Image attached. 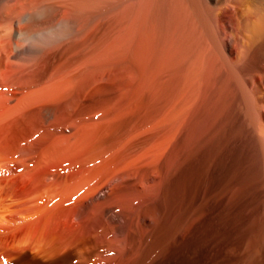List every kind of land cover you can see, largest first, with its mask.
Returning a JSON list of instances; mask_svg holds the SVG:
<instances>
[{"label":"bare ground","instance_id":"6f19581e","mask_svg":"<svg viewBox=\"0 0 264 264\" xmlns=\"http://www.w3.org/2000/svg\"><path fill=\"white\" fill-rule=\"evenodd\" d=\"M94 1L97 0H63L71 3L72 8H69L70 4L62 2L61 5L65 4L68 8L62 5L63 8L60 9L62 6L57 0L53 2L60 6L51 2L53 7L57 6L54 8L47 5V2L43 4L42 0H0V264H264V0H140L143 3H135L136 6L139 4L137 7L144 8L142 15L138 13V16L134 11L133 15L139 17V23L141 18L143 21L145 18L147 23L141 21L140 24L147 25L148 35L153 30L162 31L163 25L167 31L172 28L174 34L172 31L171 34L174 36L171 35V39H163L166 36L159 39H166L167 46L164 43L163 45L168 48L170 44L172 48L168 49L171 51L177 48L171 56L173 60L169 61H172V66L168 62L169 58L164 65L162 64L166 58L161 59L162 62L154 59L151 61L153 64L161 63L160 66L163 67L169 63L165 68L171 66L174 70L178 69L179 72L176 70L175 73L179 75L183 72L181 87L184 89H176L182 92L173 106H170L169 112L159 121V134L154 133V136L148 137L149 140L154 138L153 141L156 142L153 145L149 142L151 147L148 144L147 148L144 146L147 142H144L142 152L124 160L121 158L125 155H120L123 157L119 156V160H98L100 158L97 156L96 159L94 156L87 159L90 158L89 155L85 159V143L97 138L94 134L97 136L101 129L103 132L105 125L93 124L85 126L87 128L80 126L82 131L80 128L72 132L61 131L60 126L66 125L65 118L68 115L66 107L62 105V109L58 108L66 100V97L61 98L63 96L60 93L68 92L71 86L67 90L66 82L55 80L57 78L53 76L51 78H55V82L39 83V78H46L47 75L50 76L52 69L56 70L55 66L51 68L47 65V74L42 71L46 76L43 73V77L39 76L41 68L45 69V64H48L46 61L49 62L54 56L50 53V57L51 50L47 49L52 46L55 47L54 51L61 49L62 52L63 48L66 51L70 48L69 41V44H65L66 47L62 43L73 36L67 34V31L63 32V28L61 35L57 31L66 23L65 18L61 17L64 10L70 12V9L72 12L79 9L76 7L78 4L83 8L86 5L91 6ZM37 2L43 5L35 8ZM130 6L133 7L129 5L126 11L123 9L124 13L127 9L131 13ZM121 13H118L119 16L116 14L118 18L109 13L113 16V24L118 21L115 26L122 24L124 17L130 16V13H126L129 16L125 14L123 17V12ZM143 13L145 17H142ZM109 19H106L109 24L102 20L103 23L100 22L101 25H106V29L109 25L113 26ZM91 20L88 21L92 22ZM139 23H135L137 28ZM100 24H97V28ZM123 24L120 29L117 26V31L114 28L112 31L117 34L120 30L122 32L125 23ZM66 25L69 27L67 23ZM101 27L100 31L103 28L106 35L111 33V29ZM133 28H130V33L137 29ZM54 29L58 34L50 37L53 34L48 32L55 31ZM149 30H152L151 33ZM93 31L90 35H85L87 40L81 36L78 39L85 42L77 40L78 43H71L68 51L72 50V53L73 48L76 51L75 47L79 48L80 44L85 49V44L95 33ZM142 32L140 41L144 42L147 37L144 35L145 30ZM158 32L153 31L151 38L147 35L148 42L153 37L152 43H159ZM156 33L158 36L155 41ZM113 36H116L115 33ZM113 36H108L111 38H108L109 45L115 39L114 37L111 41ZM174 39L178 47L171 45L170 42ZM148 42L145 43L153 45ZM82 43H85L84 46ZM120 43L119 41L118 45ZM159 45L162 51V43ZM142 46L145 47L143 44ZM158 46L156 49H159ZM152 47L146 52L150 53L154 49L156 57L161 58L165 47L161 53L155 50L154 45ZM120 48L116 49L119 51ZM145 50L143 48L142 51ZM170 50L167 53L165 51V57ZM64 51V56L70 54ZM139 51L136 50L134 54L137 55ZM54 54L57 57L56 51ZM91 54L97 56L98 51L90 53L89 60L93 59ZM152 58L149 57V60ZM146 59L148 64L144 62V67L150 70L152 65L154 68L153 64H149L151 61H148V57ZM42 61L45 64L39 65L43 67L38 69V62ZM135 61L139 62L137 59ZM138 67L137 65L133 68L145 69ZM157 68L158 66L154 69L158 70ZM161 71L166 72L163 69ZM158 72L156 71V76L159 75ZM149 74L146 70V78L142 76L144 81L152 80L148 79ZM179 75L177 76L180 77ZM152 76L154 75L149 78ZM172 76L175 78L176 75ZM94 77L91 78V83L87 82L91 84L90 87L96 84H92L97 78ZM159 79L158 82L163 78ZM164 81L167 82L166 76ZM174 81L172 83L175 84L178 80ZM158 84L156 88L151 87L154 91L157 90L156 93L160 91L158 95L165 98L164 90L168 85L165 83V87ZM158 86H164L165 89L161 90ZM84 88L86 87L82 90ZM161 96L158 98L162 99ZM150 100L138 106L142 109V104L146 105L147 110L149 106L150 109L155 107L153 104L148 106ZM164 109L165 107L161 112ZM155 112L151 113L155 116L149 113V117L147 114L146 122L156 117ZM78 115L74 114L76 118ZM132 115L135 116L136 112ZM142 121L141 123L145 122ZM109 125L111 123L107 126ZM93 127L98 130L87 132ZM83 131L89 133V139L87 142L84 140V144L80 137L83 136ZM91 135L93 138H90ZM155 137L158 139L155 140ZM83 138L86 139L87 136H83L82 140ZM141 143L137 142V146H133L134 150L133 147L130 150L135 151ZM130 150L127 151L129 154L132 151ZM127 152L124 154L127 155Z\"/></svg>","mask_w":264,"mask_h":264},{"label":"rangeland","instance_id":"374dc122","mask_svg":"<svg viewBox=\"0 0 264 264\" xmlns=\"http://www.w3.org/2000/svg\"><path fill=\"white\" fill-rule=\"evenodd\" d=\"M59 0H57V3L58 4H60L61 5V3L63 2V0L62 1H59ZM65 1V0H64ZM99 0H97V1H94V2H92L90 5L91 6H87L86 5V7L84 6L83 8H81L80 6H79V4H78V6H76V7H79V9H77V10H72V12H71V8H72V4L71 3H66V2H63V3H66V4H70V6L71 7H69L70 9H69V11L71 12H68V11H65L64 10V12H63V10H60V11H62L64 14H63V16H61V17H63V18H65V20H66V23L69 25V27L66 25V23L64 24V25H62V26H64V27H62V26H60L59 27V29H61V30H57V31H59V34H58V32L56 31V29H54L55 31H50V32H48L49 34H53V35H51L50 37H55V35L57 36V34L58 35H61V33H60V31H62V28H63V32H65V31H67L66 33L67 34H69V35H71V36H73V38L71 37V38H69L68 40H66L67 42H63L62 44H64V46L66 47L67 45H65V44H67L68 43V41H69V43H70V48H68L69 50L71 49V43H76L77 42V40L78 39H81V37L83 38H85V40H87L86 39V36H88V35H90L89 33H92L91 31H93V33H94V35L96 34V36H94L93 35V37H96L95 39H93L94 40V42H93V40H92V42H91V39L93 38H91L90 37V41L88 42L87 41V43L85 44V43H82V46H84V44L86 45L85 46V49H84V47H81V44H80V46H79V44H78V46H79V48L76 46L75 48H77V50L76 51H74V48H73V52L72 53H70L69 51H68V49H67V51L70 53L69 55H67V56H64L63 55V51L65 50V48H63L64 50H62V52L60 51L61 49H59V51L61 52V57H62V55L64 56L63 57V59L61 58V57H59V55H58V52L59 51H57V50H55L56 52H57V57H56V55L54 54V48L51 46V47H49V49H47V51H54V52H49V54L51 53H53L52 55H54L53 57H52V55L50 54V57H52L51 58V60L49 59V62H48V60L46 61L45 59V61H46V63H48V64H45V62L44 61H42V62H38V65H37V67H38V69L39 68H41V67H43V65L45 64V66H44V68L45 69H43V68H41L42 70H41V72L39 73V71L38 72H36L37 74L39 73V76L40 77H43L41 74L43 73L42 71H44V73L46 72V69H47V65L49 66V67H51L52 68V66H53V68H55L56 67V70L54 71L53 69L51 70L52 71V73L50 72V76L49 75H47V77L45 78H39V77H36V75H35V77L36 78H39L40 79V81L41 82H39V83H45V82H47V81H49L50 83H52V81H54L53 79H55V78H51L52 76L53 77H56L57 79H55V80H61V82L62 81H65L66 82V84H67V90L70 88V86H71V88L68 90V92L67 91H65V93H60L61 94V96H63V97H61L60 95H59V97H61V98H65L66 100L65 101H63V99H60V100H62L63 101V104L61 103V106H58V108L59 109H62L63 108V106L64 107H66V113H67V115L69 116L70 114V117H73L72 119L70 118V117H66L65 118V121H67L66 122V125H64V127H62V126H60L58 129H61V131H64V130H66V131H68V132H72V131H74V130H76V128H80V126L81 127H83V128H87V127H89V126H91V125H98V126H100V125H105V130H103V132H101V130H98L96 127H95V129H97L98 130V133L99 134H97V136H96V134H94V137H97V138H93V135H91V137L90 138H93V140H89V143L87 144V143H85L86 145H84V147L85 146H87L86 148H84L83 147V149H85L86 150V153H84V155L85 156H83L85 159H86V157H89L90 156V158H87V159H91L93 156L95 157V156H97L98 158H100V159H98V160H102V158H104V159H108V160H110V159H118V157L120 156V155H125L124 157L123 156H120V157H123V158H121V160L123 159H125V158H131V156L133 157V156H135L136 154H139V152H142L143 151V149H144V146H148V144H149V142H151V144L152 143H154V142H156V141H153L154 140V138L153 139H150L149 140V138L148 137H150V135L152 136L154 133H158L159 134V132H157L158 131V124L160 123L159 121L160 120H162V118L164 117V115H165V113H167V112H169V110H170V106H173V104L176 102V99H177V97H178V95L182 92H179L180 90H182V89H184V88H182L183 87V77H184V73L182 72V73H180V75H179V73H175V71L177 70L178 72H179V70L178 69H176V70H174L173 68H170L171 66H172V61L171 62H169L170 60H173V57H171V56H173L174 55V53H173V51L175 50V49H177V48H174V49H172V51L170 50L172 47H170V44L168 45V48H170V49H168L166 46V43H165V41H167L166 39H171V35H173L174 34V32H173V30H171L172 28H170L168 31L167 30H165L166 29V26H164L163 25V29L161 28V30L162 31H160L159 30V32L158 31H156V30H153L154 32H158V33H156V34H154V36H155V41L157 40V36L159 35V37L160 38H158V42L160 41L161 43H162V45H163V43L166 45H163V46H161L162 47V51L160 50L161 48H160V45L158 46V44H161L160 42L159 43H157L156 45L155 44H153L152 43V41H153V37H152V41H150V42H148V36L150 37V35L152 36V33H153V31H152V33H151V31L149 30L148 32L149 33H151L150 35H148V33L146 32V29H147V25H145V24H143L144 22H145V18H143L144 19V21L142 20V18H141V21L143 22L142 23V25L140 24L141 23V21H140V23H139V17H136V15H138L139 16V14H141L142 12H143V10H144V8L142 7V9L140 8V7H137L136 6V4L135 3H140L141 1L140 0H117V2H114V1H116V0H100L99 2H100V4H99V2H98ZM122 1V2H121ZM124 1H126V2H124ZM130 1V2H129ZM39 2V1H38ZM37 2V5H34L35 6V8H37V6L39 5V7H40V5H43L44 3H46L47 2V5H52L51 4V2H53V0H48V1H43L42 0V3L43 4H39V3H41V2H39L38 3ZM70 2V1H69ZM98 2V3H97ZM119 2V3H118ZM57 3H54L53 2V4H55V5H57L58 7L60 6V5H58ZM74 3V2H73ZM78 3H80V2H78ZM82 3V2H81ZM104 3H106V4H104ZM121 3V4H120ZM128 3V4H127ZM141 3H143V2H141ZM123 4V5H122ZM125 4V5H124ZM135 4V5H134ZM63 5V4H62ZM61 5V6H62ZM99 5V6H98ZM101 5V6H100ZM122 5V7H120V6ZM129 5H132L134 8H136V9H134L133 7H131L132 8V11H131V13H130V11L128 12V9H127V12H125L124 13V10L126 11V8H127V6H129ZM57 6H54V7H57ZM64 7H65V4L63 5ZM63 6L62 7H60V9H62L63 8ZM83 6V5H82ZM96 6V7H95ZM99 8H98V7ZM108 6V7H107ZM141 6V5H140ZM143 6V5H142ZM52 7H53V5H52ZM53 7V8H54ZM101 7V8H100ZM113 7H115V9L118 7V9H112ZM120 7V8H119ZM66 8V7H65ZM67 8H68V6H67ZM66 8V9H67ZM80 8H81V10H80ZM110 8V9H109ZM125 8V9H124ZM138 8H140V9H138ZM100 9V11H98ZM112 9V10H111ZM124 9V10H123ZM110 10V11H109ZM140 11V12H137V11ZM86 11V12H85ZM98 11V12H97ZM108 13H111L114 17L116 16V14H117V16H119L118 15V13H120V15L122 14L121 12H123V17H124V15L126 14V13H130L129 15L128 14H126V15H128L129 17L127 18V20L128 21H126V18L124 17V21H122L123 23H125V26H124V28H122V32H120V31H118V34L116 33V31H117V26H118V24L115 26V24L118 22H115V24H113V19H111L113 16L111 15V14H109L108 13V15L106 16V12ZM133 11H134V13L136 14H134L133 15ZM142 11V12H141ZM62 12H61V14H62ZM69 13L68 15H67V13ZM74 12V13H73ZM145 12V11H144ZM81 13H83V14H81ZM103 13H106V14H103ZM139 13V14H138ZM60 14V15H61ZM65 14L67 15L66 17H64L65 16ZM80 14V15H79ZM98 14H100L101 15V17H100V15H98ZM77 15V16H76ZM97 15V16H96ZM132 15V16H131ZM142 15V14H141ZM140 15V16H141ZM143 15L144 16H142V17H145V14L143 13ZM104 16V17H103ZM111 16V17H110ZM115 17V18H118V17ZM122 16H120V17H122ZM134 16V17H133ZM78 17V18H77ZM88 17V18H87ZM97 17V18H96ZM131 17H132V20H131ZM137 19H136V18ZM73 18V19H72ZM86 20H85V19ZM100 18V19H99ZM108 18H110L109 20H111L112 21V25L113 26H115V27H111V25H109L108 27V29L110 30L111 29V33L113 32L112 30H113V28H114V30L116 29V31L115 32H113V33H115V35L116 36H113V33L111 34V33H107V35H106V31L105 30H103V28L102 27H104L105 29L107 28L106 27V25H104L103 26V24L101 25L100 24V22H102V21H106V24L108 23V21L106 20V19H108ZM84 19V20H83ZM91 20L92 22H89L88 20ZM97 21H96V20ZM98 19H99V21H98ZM130 19V20H129ZM133 19H135V21H133ZM147 19V18H146ZM50 20V19H49ZM95 20V21H94ZM102 20V21H101ZM119 20V19H118ZM70 21V22H69ZM85 21V22H84ZM120 21V22H121ZM69 22V23H68ZM87 22H89V24H87ZM96 22V23H95ZM128 22H130L129 24H128ZM139 23V25H138V28L140 27V25H141V29H138L137 28V26L135 25V23ZM74 23V24H73ZM84 23H86L87 24V26H86V24L83 26V24ZM95 23V24H94ZM100 24V26L99 27H101L102 28V30H103V33H101V35H99L100 34V32L102 31H100V29H99V27L97 28V24ZM103 23V22H102ZM105 23V22H104ZM119 24V26H118V28L120 29V25L122 26V25H124V24ZM133 23V24H132ZM145 23H147V21L145 22ZM47 24H49V23H47ZM92 24H94V25H96V26H94V25H91ZM109 24V23H108ZM134 25V26H132V25ZM89 25V26H88ZM145 26V29H144V26ZM129 26H131V27H129ZM148 26H150V25H148ZM72 27V28H71ZM90 27H92V28H94V27H96V28H94V29H87V28H90ZM126 27H129V28H127V29H125ZM132 27H136L139 31V33L137 34V29H135L134 30V32L133 31H131V33H130V28H132ZM165 27V28H164ZM69 28V29H68ZM133 28V29H134ZM65 29V30H64ZM80 29V30H79ZM95 29H98L97 31H95ZM108 29H106V30H108ZM125 29V30H124ZM145 30V34L144 35H146V37H147V39H146V41L144 40V42H143V40L142 41H140L141 39H140V36H141V34L143 33L142 31H144ZM168 29V28H167ZM72 30V31H71ZM76 30H77V32H76ZM79 30V31H78ZM148 30V29H147ZM163 30H165V32L163 33ZM104 31H105V33H104ZM129 31V32H128ZM141 31V32H140ZM167 31V32H166ZM170 31V32H169ZM173 32V34H171L172 32ZM54 32V33H53ZM70 32H72V33H70ZM87 32V33H86ZM107 32H109V31H107ZM120 32V33H119ZM126 32V33H125ZM134 34H133V33ZM56 33V34H55ZM78 34V36H77V34ZM82 33H83V36H82ZM84 33H86V34H84ZM129 33V34H128ZM166 33V34H165ZM168 33H169V37H168ZM67 34H64V33H62V35H67ZM74 34V35H73ZM76 34V35H75ZM109 34H111V36L109 35ZM137 34V35H136ZM158 34V35H157ZM161 34V35H160ZM165 34V35H164ZM69 35H67V36H69ZM86 35V36H85ZM97 35H98V37H97ZM122 35V36H121ZM126 35V36H125ZM127 35H130L129 37L127 36ZM136 35V36H135ZM148 35V36H147ZM81 36V37H80ZM91 36H92V34H91ZM105 36V37H104ZM112 37L113 36V38H112V40L111 41H113V39H114V37H115V39H114V41H113V45L112 44H110L109 45V43H110V40L109 39H111V38H109V37ZM119 38H118V37ZM124 36V37H123ZM131 36H133V37H131ZM163 36H166V37H163ZM174 36V35H173ZM172 36V37H173ZM70 37V36H69ZM75 37V38H74ZM117 37V38H116ZM124 38V40H123V38ZM135 37V38H134ZM142 37H143V34H142ZM161 37H163V39L164 38H166L164 41H162V40H159V39H161ZM83 38V39H84ZM88 38V37H87ZM102 38V39H101ZM109 38V39H108ZM151 38V37H150ZM36 39H38V38H36ZM39 39H40V37H39ZM39 39H38V41L37 42H40L39 41ZM80 40V41H84V40ZM106 39V40H105ZM127 39H132V41L131 40H128V41H130L132 44H134V45H132L131 43H129L128 41H127ZM138 39V40H137ZM144 39V38H143ZM101 40V41H100ZM107 40H109V42H107L106 43V41ZM135 40V42H133ZM151 40V39H150ZM173 40V39H172ZM71 41V42H70ZM79 41V40H78ZM79 41V42H80ZM98 41V42H97ZM118 41V42H117ZM119 41L123 44H121L120 43V45H118L119 44ZM138 41H140V44L138 45V46H136L137 45V42ZM175 41V42H174ZM174 41H169L168 40V42H170L171 43V45H174L175 47H178L177 45H175L177 42H176V40L174 39ZM85 42V41H84ZM92 44H91V43ZM126 44H125V43ZM128 42V43H127ZM142 42V43H141ZM145 42H148V43H151V44H153L154 45V48H155V50L157 51V52H159V53H161V52H163L164 50H163V47H165V51H166V53H167V50H170V53H172V54H170L169 53V51H168V53L170 54V56L168 57V55L169 54H167V57H165L166 55H165V51H164V53H162L163 55L161 56V58H157L156 56V54H155V51H149L150 53H148V52H146V50H148V48H150V49H152L153 47V45H151L150 46V44H148L147 45V43H145ZM174 42V43H173ZM68 43V44H69ZM78 43V42H77ZM89 43V45H87ZM94 43V44H93ZM139 43V42H138ZM145 43V44H144ZM61 44V46H63ZM92 46H91V45ZM98 44V45H97ZM106 44V45H105ZM142 44L143 45H145V47L144 46H142ZM76 45V44H75ZM109 45V46H108ZM112 45V46H111ZM141 45V47H139ZM146 45H147V49L145 50V48H146ZM57 46V45H56ZM61 46H57V47H60L61 48ZM108 46V47H107ZM114 46H116L115 47V49L116 48H120L121 46V48L119 49V51H118V49H116V51H115V49H114ZM118 46H120V47H118ZM123 46H125V47H123ZM128 46V49L126 48ZM132 46V47H131ZM134 46V47H133ZM150 46V47H149ZM156 46H158L159 47V49H156L157 47ZM173 46V47H174ZM57 47H56V49H57ZM74 47V46H73ZM94 47H96L95 49H93ZM98 47V48H97ZM105 47H107V49H105ZM91 48V49H90ZM143 48H144V50L145 51H142L143 50ZM53 49V50H52ZM89 50V53H88V50ZM93 49V50H92ZM110 51H109V50ZM112 49H114L113 51H112ZM131 49V50H130ZM125 50V51H124ZM130 50V51H129ZM136 50L137 51H139V50H141V51H139V52H137V55L136 54H134V53H136ZM66 51V50H65ZM64 51V52H65ZM67 51L65 52V53H67ZM87 51V52H86ZM93 51H98V54L99 53H101V55L99 54H97V56H95L96 54H93L95 57H97V58H95V57H93V55L91 56V58H93V59H91V60H93V61H91V60H89V57L90 56H88V55H90V53H92ZM102 51V52H101ZM108 51V52H107ZM135 51V52H134ZM119 52V53H118ZM125 52V53H124ZM144 54H143V53ZM145 52H146V54H145ZM151 52H153L154 53V55H153V53L151 54ZM176 52V51H175ZM47 53L48 52H46V55H47ZM97 53V52H96ZM113 53V54H112ZM123 53V54H122ZM130 53V54H129ZM158 53V54H159ZM60 54V53H59ZM108 54V55H107ZM128 54V55H127ZM148 54V55H147ZM149 54H151L150 56H149ZM66 55V54H65ZM115 55H116V59H115ZM122 55V56H121ZM135 55V56H134ZM145 55V56H144ZM147 55V56H146ZM161 55V54H160ZM49 56V55H48ZM88 56V57H87ZM100 56V57H99ZM103 56V57H102ZM114 56V57H113ZM120 56H121V58H120ZM125 56V57H124ZM128 56H130L129 57V59L127 58ZM141 56V57H140ZM144 56V57H143ZM159 56V55H158ZM45 57H47V56H45ZM44 57V58H45ZM56 57V58H55ZM58 57L61 59H58ZM108 57H110V59L108 58ZM123 57V58H122ZM134 57H136V59L139 61L138 63H140V64H142V67L140 66V64H138V63H135L136 61V59L134 58ZM146 57H148V61H153V59L155 60V61H159V62H162L161 61V59H164V58H166V60H164L165 62H163V64L162 65H164V64H166V62H167V59H168V62L169 63H171V66L170 67H168V69L167 68H165V67H167V66H169L170 64L169 63H167L168 65H166L165 67H163L162 65L160 66V64L161 63H159V65H158V62H154L155 64H153V62L151 61V62H149V64L151 65V64H153L154 65V68H156L157 66H158V70H155L154 68H153V66L151 65V67H150V65H146L145 64V66H148V67H150V70H148L146 67H144V62H146L147 63V59H146ZM149 57H156V58H152V59H150L149 60ZM163 57V58H162ZM49 58V57H48ZM83 58V59H82ZM88 58V59H87ZM99 58V59H98ZM101 58V59H100ZM105 58V60H103ZM112 58H114V59H112ZM127 58V59H126ZM140 58V59H139ZM118 59H120V60H118ZM122 59V60H121ZM157 59V60H156ZM43 60V59H42ZM85 60V61H84ZM88 60V61H87ZM95 60V61H94ZM110 60V61H109ZM116 60H117V62H116ZM51 61V62H50ZM91 61V62H90ZM100 61V62H99ZM109 61V62H108ZM119 61V62H118ZM142 63H141V62ZM57 62V63H56ZM64 62V63H63ZM67 62V63H66ZM93 62H95V64L93 63ZM97 62V63H96ZM99 62V63H98ZM103 62V63H102ZM107 62V63H106ZM117 64H116V63ZM131 62V63H130ZM40 63V64H39ZM51 64V66H50V64ZM66 63V64H65ZM83 63V64H82ZM88 63H91V64H88ZM106 63V64H105ZM120 63H121V65H120ZM126 63V64H125ZM129 63V64H128ZM41 64H43L42 66H39V65H41ZM69 64V65H68ZM75 64V65H74ZM84 64H86V65H84ZM93 64H94V66H93ZM102 64V65H101ZM110 64H113V65H110ZM136 64V65H135ZM148 64V63H147ZM157 64V66H155ZM108 65V66H107ZM120 65V66H119ZM126 65V66H125ZM139 66L138 68H145V69H142L143 70V72H141L142 70H139V69H136V68H133L134 66ZM55 66V67H54ZM83 66V67H82ZM97 66H99V67H97ZM112 66H113V68H112ZM118 66V67H117ZM160 66V67H159ZM48 67V68H49ZM58 67V68H57ZM69 67V68H68ZM72 67H74V68H76L75 70H74V68H72ZM77 67H78V69H77ZM89 67V68H88ZM97 67V68H96ZM122 67V68H121ZM163 67V68H162ZM60 68V69H59ZM99 68H101V69H99ZM132 68L134 69V70H132ZM140 68V69H141ZM151 68H153V69H151ZM160 68H162L163 70H166V72H163V71H161V70H159ZM170 68V69H169ZM67 69V70H66ZM90 69V70H89ZM105 69V70H104ZM106 69H108V70H106ZM135 69L137 70V73H136V71H135ZM49 71H50V68L48 69ZM70 70H72V71H70ZM104 70V71H103ZM146 70H147V74H149V72H151L149 75L151 76L152 74L156 77V78H154V76H152L151 78H149L150 76L149 75H147L148 76V79L149 80H151V81H148L147 79H146V81H148V82H146V81H144L143 80V77L144 78H146L145 77V75H146ZM155 70V71H154ZM173 70V71H172ZM57 71V72H56ZM62 71V72H61ZM69 73H68V72ZM84 71V72H83ZM90 71V72H89ZM96 71H98V72H96ZM108 71V72H107ZM114 71V72H113ZM135 71V72H134ZM156 71L158 72V71H161L160 73L158 72V76H156ZM48 72V71H47ZM47 72H46V74H47ZM141 72L142 73V75L140 76L139 75V73ZM145 72V74L143 75V73ZM154 72H155V74H154ZM43 73V74H44ZM55 73V74H54ZM69 75H68V74ZM132 73V74H131ZM135 73V74H134ZM140 73V74H141ZM46 74H44L45 76H46ZM49 74V73H48ZM52 74V75H51ZM65 74V75H64ZM82 74V75H81ZM101 74V75H100ZM138 74V75H137ZM162 74V75H161ZM165 74H167V75H165ZM176 75L175 76V78L172 76V75ZM134 75H136V76H134ZM161 75V76H160ZM177 75H179L180 77H178ZM38 76V75H37ZM61 76H63V77H60ZM66 76V77H65ZM68 76V77H67ZM97 77V78H99L101 81L99 82L98 80V82L97 81H95L97 78H95V77ZM103 76H104V78H103ZM143 76V77H142ZM159 76L161 77V78H163L164 79V77L166 76L167 77V82L168 81H171L173 78H174V80L176 81V80H178V81H176L179 85H177V83H172L174 80H172L171 82H169V84H167V82H165L166 83V85H168L167 87H166V85H165V83L163 82V79L161 80V78L159 79ZM65 77V78H64ZM92 77H94L95 78V80L94 81H92V84H93V82H96V84H94L92 87H90V85L91 84H87V82L88 83H91V81L90 80H92L91 78ZM127 77V78H126ZM134 77V78H133ZM138 77V78H137ZM176 77H177V79H176ZM62 78H64V79H62ZM84 78V79H83ZM125 80H124V79ZM168 78H170L171 80H169ZM42 79V80H41ZM44 79V80H43ZM74 79V80H73ZM132 79H134V81L132 80ZM161 80L160 82H158L157 80ZM38 80V79H37ZM77 80V81H76ZM83 80V81H82ZM131 82H130V81ZM155 80V81H154ZM39 81V80H38ZM69 81V82H68ZM73 81V82H72ZM138 81V82H137ZM143 81L145 82V83H143ZM174 81V82H175ZM55 82V81H54ZM53 82V83H54ZM57 82V81H56ZM71 82H72V84H71ZM75 82V83H74ZM154 82H157V83H161L162 85H164L165 87H166V89L169 87V86H171L170 88H168L167 90L164 88V86H162V88L161 87H159L158 86V88H160L161 90H163V88L165 89L164 90V92L166 91V93H165V98L166 99H168V101L164 98V96L162 97L161 95H158V93H160V91H158V93H156L157 92V90H153L154 88L153 87H155L156 88V84L157 83H154ZM48 83V82H47ZM59 83V82H58ZM83 83V84H82ZM153 83V84H152ZM170 83H171V85H170ZM49 84V83H48ZM70 84V85H69ZM85 84H86V86H85ZM137 84H138V88H137ZM145 84H149L148 86L147 85H145ZM151 84V85H150ZM174 84V85H173ZM73 85V86H72ZM173 85V86H172ZM175 85H177V87L175 86ZM90 87V89H89V87ZM124 86V87H123ZM134 86V87H133ZM146 86H147V88H150V89H147L146 88ZM151 86H153V87H151ZM182 86V87H181ZM83 87H86V88H84L83 90H82V88ZM127 87V88H126ZM181 87V88H180ZM87 88L89 89L87 92H86V90H87ZM117 88V89H116ZM123 88H124V90H123ZM129 88V89H128ZM135 88V89H134ZM176 89H179V91L178 90H176ZM66 90V89H65ZM83 91V93L85 94L84 96H83V93H82V91ZM85 90V91H84ZM127 92H126V91ZM147 90V91H146ZM149 90H151L150 92L152 93H155V94H151V93H149ZM153 90V91H152ZM97 91V92H96ZM170 91H171V93H170ZM67 92V93H66ZM148 92V93H147ZM163 92V91H162ZM163 92V93H164ZM177 92H178V94H177ZM70 95H69V94ZM122 93V94H121ZM138 93V94H137ZM175 93V94H174ZM69 95V96H67V95ZM82 94V95H81ZM129 94H130V96H129ZM141 94V95H140ZM81 96V98H80V96ZM163 95V94H162ZM92 96V97H91ZM130 98H129V97ZM132 96V97H131ZM158 96H159V98H160V96H161V98L162 99H159L158 98ZM146 97V98H145ZM156 97H157V99H156ZM176 97V98H175ZM79 98V99H78ZM120 98V99H119ZM148 98V99H147ZM153 99L152 101L150 100V99ZM171 98V99H170ZM172 98H174L175 99V101L172 99ZM86 99V100H85ZM126 99V100H125ZM140 99V100H139ZM155 99H156V102H155ZM165 99V100H164ZM84 100V101H83ZM118 100V101H117ZM147 100H150V103H147L148 104V106H149V104L151 105V104H153L155 107H151V109L148 107V110L147 109H145V106L146 105H143ZM90 101V102H89ZM131 101H134V102H131ZM145 101V102H144ZM154 101V102H153ZM166 101V103H164ZM77 102V103H76ZM84 102V103H83ZM116 102V103H115ZM128 102V103H127ZM131 102V103H130ZM144 102V103H143ZM149 102V101H148ZM151 102H153V103H151ZM167 102H169V103H167ZM137 103V104H136ZM141 103H143L142 104V109L138 106V105H141ZM165 104V105H162V104ZM125 104V105H124ZM63 105V106H62ZM75 105V106H74ZM152 105V106H153ZM72 106V107H71ZM136 106H138V110H142V112H140V111H138V110H136L137 108H136ZM144 106V107H143ZM163 106V107H162ZM67 107H68V110H67ZM71 109H70V108ZM100 107V108H99ZM123 107V108H122ZM146 107V108H147ZM165 107V109L164 110H162V112H161V109H163ZM168 107H169V109H168ZM57 108V109H58ZM128 108V109H127ZM172 108V107H171ZM97 111H96V110ZM125 109H127V110H125ZM149 109H150V112H149ZM167 109V110H166ZM124 110V111H123ZM132 110V111H131ZM144 110H147V111H145V113L143 112ZM160 110V111H159ZM80 111V112H79ZM93 111H95V112H93ZM98 111H100V112H98ZM122 111V112H121ZM137 111L139 112V113H137ZM153 111H156L155 113L157 114L156 115V117H154L153 119L152 118H150L149 120H150V122H146V121H148L147 119H146V117L148 118V116H147V114L149 115V113H150V115H154L155 116V114H151ZM71 112V113H70ZM128 112V113H127ZM135 112H136V115H135ZM158 112V113H157ZM159 112H160V115H159ZM91 113H93V114H91ZM94 113H96L95 115H94ZM134 113V115L135 116H133L132 114ZM141 113V114H140ZM144 113V114H143ZM73 114V115H72ZM74 114L75 115H78V114H80V115H78V117L76 118L75 116H74ZM120 114V115H119ZM130 114L132 115V116H130ZM94 115V116H93ZM150 115H149V117H150ZM66 116V115H65ZM80 116V117H79ZM159 116H161V117H159ZM75 117V118H74ZM151 117H153V116H151ZM69 119H71V120H69ZM151 119H152V121H151ZM69 120V121H68ZM116 120H118L117 122H116ZM120 120V121H119ZM137 120V121H136ZM142 120H145V122L144 123H141V121ZM93 121V122H92ZM116 122V123H115ZM143 122V121H142ZM88 123V124H87ZM89 123H91V124H89ZM96 123V124H95ZM108 123H111V125H109V126H107L108 125ZM113 123V124H112ZM157 123V124H156ZM72 124V125H71ZM74 124V125H73ZM107 124V125H106ZM152 124V125H151ZM137 125V126H136ZM150 125L152 126V127H150ZM74 128H73V127ZM85 126H87V127H85ZM114 126V127H113ZM146 126V127H145ZM104 127V126H103ZM102 127V128H103ZM142 127H144V128H142ZM68 128H71V129H68ZM83 128H80V130L81 129H83ZM106 128L108 129V130H106ZM110 128H112L113 130L111 131V129ZM156 128V129H155ZM91 129V130H90ZM95 129H94V127L93 128H89L88 130L89 131H87L86 129H84L85 131H87V132H91L92 130V132H94L95 131ZM104 129V128H103ZM71 130V131H70ZM144 130V131H143ZM82 131V130H81ZM106 131H108V133L106 132ZM140 131H141V133H140ZM153 131V132H152ZM96 132V131H95ZM110 132V133H109ZM149 132V133H148ZM80 133H82V132H80ZM83 136H87V138L86 139H84L83 138V140H82V137L83 136H80L81 137V142L84 144V140H85V142H87V140L89 139L88 138V135H89V133H86V132H84L83 131ZM135 133H137V135L135 134ZM140 133V134H139ZM143 133V134H142ZM124 136H123V135ZM82 135V134H81ZM99 135V136H98ZM132 135V137H130ZM154 136V135H153ZM155 136H156V134H155ZM158 136V135H157ZM135 137V138H134ZM132 138V139H131ZM151 138V137H150ZM99 139V140H98ZM128 139H130V140H128ZM158 139V137H155V140H157ZM119 140V141H118ZM144 140V141H143ZM148 140V141H147ZM92 141H94V142H92ZM97 141H99V142H97ZM139 141H141V142H139ZM125 142V143H124ZM126 142H128V143H126ZM141 143V144H138L139 146H138V148L135 150V151H133L134 150V148L135 147H133L134 145H136L137 146V144L136 143ZM144 142H147V144L145 143V145L143 146V144H144ZM90 143H92V144H90ZM82 144V145H83ZM95 144V145H94ZM151 144H149L150 146H148V147H151ZM90 145H92V146H90ZM117 145V146H116ZM141 145V146H140ZM153 145V144H152ZM90 146V147H89ZM147 146H146V148H147ZM104 147V148H103ZM131 147H133L131 150L133 151H131L130 150V148ZM87 148H89L90 150H88ZM96 148V149H95ZM106 148V149H105ZM125 148V149H124ZM105 149V150H104ZM121 149V150H120ZM108 150V152L106 153V151ZM112 150V151H111ZM131 151L130 153L131 154H129L127 151ZM96 151V152H95ZM98 151V152H97ZM116 152V154H115V152ZM120 151V152H119ZM125 151L129 154H124L125 153ZM99 152H101V153H99ZM91 153V154H90ZM99 153V154H98ZM103 153V154H102ZM106 153V154H105ZM123 153V154H122ZM89 155V156H88ZM100 155V156H99ZM103 155V156H102ZM110 155V156H109ZM102 156V157H101ZM106 156V157H105ZM112 156H114V157H112ZM97 157H95V159L97 158ZM120 157H119V159H120ZM94 159V158H93ZM116 159V160H117ZM118 159V160H119ZM103 193H105V191L103 192Z\"/></svg>","mask_w":264,"mask_h":264}]
</instances>
